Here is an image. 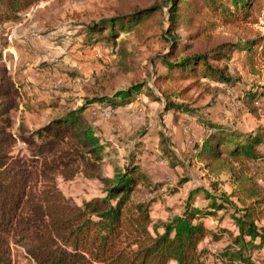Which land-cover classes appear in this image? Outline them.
<instances>
[{"label":"trees","instance_id":"16d2710c","mask_svg":"<svg viewBox=\"0 0 264 264\" xmlns=\"http://www.w3.org/2000/svg\"><path fill=\"white\" fill-rule=\"evenodd\" d=\"M35 1L0 0V24L17 19L18 12ZM263 5L264 0H154L147 8H131L127 14L92 22L87 29L90 37L97 34L94 41H114L124 21L138 24L160 14V38L167 48L160 57L169 75L164 80H177L179 73L171 74L178 69L184 78H210L229 84L233 77L227 73L228 64L218 66L216 62L233 59V50L242 54L241 60L240 56L237 59L244 70L260 73L264 40L249 37L247 32L252 31L248 23L255 21L254 11ZM218 28L235 34L236 41L198 50L197 46L211 43ZM141 87L139 84L134 89ZM253 93L257 92H245L246 100L255 101L258 94ZM130 95L128 90L117 92L122 102ZM104 99L116 103L109 96L92 101ZM0 100V264L14 263L13 244L24 247L35 264H208L209 249L200 243L209 234L221 238L225 231L212 233L202 217L215 214L221 204H214L209 212L202 210L193 198L199 190H193L181 214L155 223L152 198L141 197L146 192L141 190L146 187L154 192L160 186L130 160L113 178H103L105 196L79 205L60 190L58 176L70 179L80 172L97 176L104 144L83 115L86 106L63 110L35 129L23 126L16 137L11 131L10 112L19 107V100L25 110L35 112L31 97L3 77ZM166 109L190 111L187 104L173 101H168ZM217 132L209 130L200 136L196 158L209 175L231 174L236 184L233 196L241 209L232 216L238 233L230 235L214 260L217 264H264V224H260L264 196L249 166L250 162H264V134ZM19 140L31 148L30 156L16 153Z\"/></svg>","mask_w":264,"mask_h":264},{"label":"rangeland","instance_id":"374dc122","mask_svg":"<svg viewBox=\"0 0 264 264\" xmlns=\"http://www.w3.org/2000/svg\"><path fill=\"white\" fill-rule=\"evenodd\" d=\"M153 2L38 0L20 10L17 19L0 24V84L3 77L13 81L31 97L36 110H25L19 100V107L10 112L11 131L17 137L23 126L35 129L63 110L86 106L83 115L104 144L103 160L95 177L83 172L70 179L58 176L63 194L79 205L105 196L103 178H113L117 170L133 161L160 186L154 192L142 187L141 191L146 192L140 195L152 198V203L159 199L155 202L160 214L155 218H159L157 223L181 214L187 198L198 189L193 194L196 206L207 212L214 210V204L222 206L215 214L202 217L204 222L217 232L234 234L232 230L238 231V227L232 216L240 214L241 209L233 196L235 181L229 172L209 175L196 158L195 146L209 130L264 134V62H259V74L248 73L237 59L240 56L241 60L242 54L233 50V59L216 62L218 66L228 64L227 73L233 77L229 84L210 78H184L178 69L171 74L179 73L177 80H164L169 75L160 57L167 51L160 38V14L138 24L124 21L114 41H94L97 34L90 37V23L127 14L134 7L147 8ZM254 19L248 23L252 31L247 35L264 40V5L254 11ZM213 34L210 44L196 48L207 49L237 39L226 28H218ZM139 84L142 87L134 89ZM185 87L188 89L181 94ZM122 90L131 92L126 102L117 98ZM247 91L257 92L253 93L258 94L255 101L246 100ZM101 96H109L116 103L92 101ZM168 101L185 103L190 111L166 109ZM15 151L31 154V148L21 140ZM249 166L264 196V162H250ZM260 224H264V217ZM12 258L13 264H35L25 248L17 244L12 245Z\"/></svg>","mask_w":264,"mask_h":264},{"label":"crops","instance_id":"0c3cea01","mask_svg":"<svg viewBox=\"0 0 264 264\" xmlns=\"http://www.w3.org/2000/svg\"><path fill=\"white\" fill-rule=\"evenodd\" d=\"M157 201H159V199H158V200L156 199L155 202H157ZM155 202L152 203V206H151V214H152V219H153V221H154L155 223H157V221L159 220V218H157V219H155V218L158 217L160 214L157 213V211H156V209H157V207H158L159 204L157 205V203H155ZM159 217H160V216H159ZM160 219H162V218H160ZM205 224H206V223H205ZM234 225H236V224L234 223ZM206 226L212 231V233L215 232L213 226H210V224H206ZM236 226H237V225H236ZM236 228H237V227H236ZM232 233H234V235H235V234L238 233V231L232 230ZM230 235H231V234H228V235H227V234L225 233V235H223V237L218 238V239H215V238H213L212 234H209V235H207L206 238L200 243V246H202V247H208V248H209V245H210L211 243H215V242H217V245H218L220 248H222L223 246H225V245L230 241ZM262 252L264 253V250H263Z\"/></svg>","mask_w":264,"mask_h":264},{"label":"built area","instance_id":"2783aa9c","mask_svg":"<svg viewBox=\"0 0 264 264\" xmlns=\"http://www.w3.org/2000/svg\"><path fill=\"white\" fill-rule=\"evenodd\" d=\"M213 245H209V258H210V260H209V262H208V264H217L216 262H215V260H214V254H216V252L218 251L217 250V243L215 242V243H212Z\"/></svg>","mask_w":264,"mask_h":264}]
</instances>
